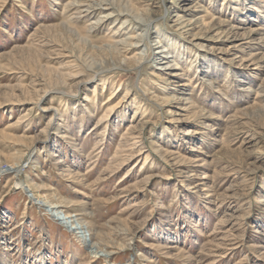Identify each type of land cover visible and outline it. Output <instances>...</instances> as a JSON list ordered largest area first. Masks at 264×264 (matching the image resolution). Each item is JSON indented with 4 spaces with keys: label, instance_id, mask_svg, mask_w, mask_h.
<instances>
[{
    "label": "rangeland",
    "instance_id": "obj_1",
    "mask_svg": "<svg viewBox=\"0 0 264 264\" xmlns=\"http://www.w3.org/2000/svg\"><path fill=\"white\" fill-rule=\"evenodd\" d=\"M189 4L0 0V264H264V0Z\"/></svg>",
    "mask_w": 264,
    "mask_h": 264
},
{
    "label": "bare ground",
    "instance_id": "obj_2",
    "mask_svg": "<svg viewBox=\"0 0 264 264\" xmlns=\"http://www.w3.org/2000/svg\"><path fill=\"white\" fill-rule=\"evenodd\" d=\"M180 1L181 4H183V10L190 13V11L192 10V6H190L189 4V0H178ZM194 6V5H193ZM176 13V12H175ZM184 15V14H183ZM174 17H183L182 15L180 14H176L174 15ZM181 20V19H180ZM187 20V19H186ZM179 23V22H178ZM190 24V23H189ZM194 24V23H193ZM189 26V25H188ZM191 27V26H190ZM186 28V26H185ZM184 28V29H185ZM189 28V27H188ZM194 28V27H192ZM191 28V29H192ZM149 35V34H148ZM149 38V37H148ZM134 40V39H133ZM136 41V40H135ZM139 41V40H138ZM232 43V42H231ZM139 46V45H138ZM137 48V47H136ZM133 49V48H132ZM139 49V48H138ZM140 50V49H139ZM135 52V51H134ZM159 52V51H158ZM164 57V56H163ZM125 62V61H124ZM137 63L139 64V62L137 61ZM129 65V64H128ZM131 66V65H130ZM173 66V65H172ZM174 76H177L178 74H173ZM8 168V167H7ZM14 171V170H17L16 167H10L8 168V171ZM19 170V169H18ZM0 172L1 173H5V171H3L2 169H0ZM16 187L17 188H25V186L21 183V182H17L16 184ZM51 209H57L59 210V212L61 214H64L66 219L70 220V223L71 225H73L71 228L72 231H74V233L78 236H75L77 238V240H79L81 243H87V241L89 240L88 239V226L87 225H84V224H81L80 223V215H72V213H67L66 210H63V206L61 205H55L53 206ZM65 209V208H64ZM91 235V234H90ZM91 238V237H90ZM89 243V242H88ZM96 247L95 246H92L90 248V250H92V253L93 255L97 256V254H99L98 250L95 251Z\"/></svg>",
    "mask_w": 264,
    "mask_h": 264
}]
</instances>
